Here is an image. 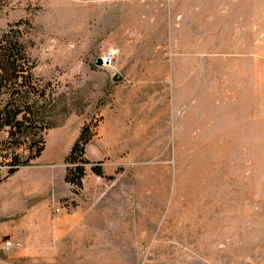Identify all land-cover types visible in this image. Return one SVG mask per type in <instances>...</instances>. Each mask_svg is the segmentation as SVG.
<instances>
[{"label":"rangeland","instance_id":"1","mask_svg":"<svg viewBox=\"0 0 264 264\" xmlns=\"http://www.w3.org/2000/svg\"><path fill=\"white\" fill-rule=\"evenodd\" d=\"M26 20L48 95L36 162L66 193L64 155L104 121L92 157L114 175L68 199L74 237L44 264H261L242 245L264 223V0H10L0 37ZM247 53L255 94L233 73Z\"/></svg>","mask_w":264,"mask_h":264},{"label":"crops","instance_id":"2","mask_svg":"<svg viewBox=\"0 0 264 264\" xmlns=\"http://www.w3.org/2000/svg\"><path fill=\"white\" fill-rule=\"evenodd\" d=\"M237 63V68L233 70V73H237L238 81L244 84V87L247 84L249 89L253 87L255 94L256 81L253 54L242 55L240 63L239 60H237ZM103 123L104 121L96 128L97 135ZM252 135L257 136L258 133ZM69 152L64 155V158ZM87 158L93 162H102L105 175L114 177L112 173L109 174L106 171V160L97 155L92 157V145L90 144L87 148ZM36 161L30 167L21 168L15 175L0 183V206L3 209H7L5 206L10 204L17 207L14 209L13 214L8 215L15 219L14 223L7 225L6 222L0 226V264H44L47 261L53 262L54 259H59L61 240L65 238L67 240L65 245H68V240L74 237V221L68 212L71 209L68 199L75 201L76 199H73V197L78 198L80 194L74 193L73 188L65 182V176H63V185L67 192L57 191L53 174L56 166L54 164L41 166ZM88 170L90 172H87V177L83 182L82 192L84 194L87 193L85 184L90 177L95 184H101L105 180L111 181L106 177L101 178L94 175L91 166ZM262 182V176L256 178V184L259 186L257 198L264 199ZM257 210L258 214H261L263 209L258 207ZM5 220L2 222H5ZM229 230L233 232V235L236 232L234 226H231ZM256 236L243 238L245 242L243 241L242 246L246 248L248 244V246L250 244L259 245L261 248L260 262L264 264V223L258 225ZM6 241H11L14 245L9 251L4 250ZM238 264H248V262L243 259Z\"/></svg>","mask_w":264,"mask_h":264},{"label":"trees","instance_id":"3","mask_svg":"<svg viewBox=\"0 0 264 264\" xmlns=\"http://www.w3.org/2000/svg\"><path fill=\"white\" fill-rule=\"evenodd\" d=\"M10 0H0V11ZM10 30L0 37V134L8 137L0 142L2 163L0 164V183L15 175L21 168L30 167L40 158L46 147L37 141L44 129L47 105V91L35 76L36 62L28 52L27 37L32 30L31 23L20 21L12 24ZM98 125L95 126V130ZM97 132L84 126L65 161L68 164L65 182L74 193L80 194L87 177V167L91 166L94 175L108 180L102 162L87 158V148ZM29 144V155L21 153L23 145ZM2 167L6 175L2 177Z\"/></svg>","mask_w":264,"mask_h":264},{"label":"built area","instance_id":"4","mask_svg":"<svg viewBox=\"0 0 264 264\" xmlns=\"http://www.w3.org/2000/svg\"><path fill=\"white\" fill-rule=\"evenodd\" d=\"M115 59V55L113 54H109L105 57L102 58L103 64L105 66L111 67L113 65ZM14 247L13 243L11 241H6L5 242V246H4V250L5 251H9Z\"/></svg>","mask_w":264,"mask_h":264},{"label":"water","instance_id":"5","mask_svg":"<svg viewBox=\"0 0 264 264\" xmlns=\"http://www.w3.org/2000/svg\"><path fill=\"white\" fill-rule=\"evenodd\" d=\"M102 65H103V61H102V59H99L97 62V66L102 67Z\"/></svg>","mask_w":264,"mask_h":264}]
</instances>
